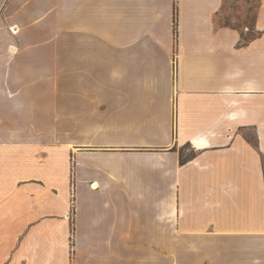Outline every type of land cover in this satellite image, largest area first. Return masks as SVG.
Wrapping results in <instances>:
<instances>
[{
    "label": "crops",
    "instance_id": "obj_1",
    "mask_svg": "<svg viewBox=\"0 0 264 264\" xmlns=\"http://www.w3.org/2000/svg\"><path fill=\"white\" fill-rule=\"evenodd\" d=\"M0 264H264V0H0Z\"/></svg>",
    "mask_w": 264,
    "mask_h": 264
},
{
    "label": "rangeland",
    "instance_id": "obj_2",
    "mask_svg": "<svg viewBox=\"0 0 264 264\" xmlns=\"http://www.w3.org/2000/svg\"><path fill=\"white\" fill-rule=\"evenodd\" d=\"M241 10V7L240 5H236L235 4V1H234V13H235V10ZM242 13L241 14H237L238 18L241 16V15H246L248 11H245V10H242L241 11ZM248 20H247V24L249 26V30H243V35L246 39H249V38H252L253 36L256 35V33L253 32L252 30V24H253V20H254V15L249 11L248 12V16H247ZM240 24V21L239 20H235L234 19V25H238L239 26ZM73 240L72 237H71V233H70V245L73 246Z\"/></svg>",
    "mask_w": 264,
    "mask_h": 264
},
{
    "label": "trees",
    "instance_id": "obj_3",
    "mask_svg": "<svg viewBox=\"0 0 264 264\" xmlns=\"http://www.w3.org/2000/svg\"><path fill=\"white\" fill-rule=\"evenodd\" d=\"M190 146H188L189 148ZM194 153L192 152L187 157H184L183 151L181 150L180 157H181V164H185L187 161L191 160L194 157Z\"/></svg>",
    "mask_w": 264,
    "mask_h": 264
},
{
    "label": "built area",
    "instance_id": "obj_4",
    "mask_svg": "<svg viewBox=\"0 0 264 264\" xmlns=\"http://www.w3.org/2000/svg\"><path fill=\"white\" fill-rule=\"evenodd\" d=\"M71 237H72V239H74V232L73 231L71 233Z\"/></svg>",
    "mask_w": 264,
    "mask_h": 264
}]
</instances>
